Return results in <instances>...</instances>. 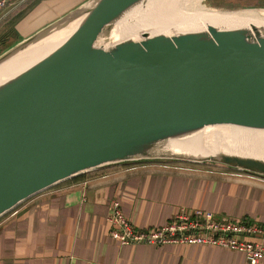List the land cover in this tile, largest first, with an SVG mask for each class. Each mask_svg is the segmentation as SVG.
<instances>
[{"label":"water","instance_id":"obj_1","mask_svg":"<svg viewBox=\"0 0 264 264\" xmlns=\"http://www.w3.org/2000/svg\"><path fill=\"white\" fill-rule=\"evenodd\" d=\"M146 1L86 0L0 53L2 63L77 21L55 49L0 83V216L122 162H210L264 176L259 157L190 158L170 146L221 126L264 129V26L120 38L117 24Z\"/></svg>","mask_w":264,"mask_h":264},{"label":"crops","instance_id":"obj_2","mask_svg":"<svg viewBox=\"0 0 264 264\" xmlns=\"http://www.w3.org/2000/svg\"><path fill=\"white\" fill-rule=\"evenodd\" d=\"M84 1L10 0L0 9V25L10 22L16 42ZM235 1L264 7V0ZM132 162L61 181L0 216V264H249L242 252L219 246L121 244L110 236L108 219L117 201L142 229L196 209L264 224V176L208 162Z\"/></svg>","mask_w":264,"mask_h":264},{"label":"bare ground","instance_id":"obj_3","mask_svg":"<svg viewBox=\"0 0 264 264\" xmlns=\"http://www.w3.org/2000/svg\"><path fill=\"white\" fill-rule=\"evenodd\" d=\"M250 23L264 26V9L221 11L207 7L203 0H147L141 8L132 11L126 19L123 18L115 32L120 38H136L142 32L197 31L205 29L208 24L231 27ZM76 25L77 21H72L0 63V83L55 49ZM213 129H208L206 137L197 133L183 140L172 141L170 146L182 156L190 158L224 152L264 159V129L238 126Z\"/></svg>","mask_w":264,"mask_h":264},{"label":"built area","instance_id":"obj_4","mask_svg":"<svg viewBox=\"0 0 264 264\" xmlns=\"http://www.w3.org/2000/svg\"><path fill=\"white\" fill-rule=\"evenodd\" d=\"M9 2L0 0V9ZM234 171L254 174L238 169ZM108 220L111 223L110 236L121 244L211 245L242 252L249 264L264 259V224L223 220L210 211L196 209L190 215L180 213L163 225L142 229L131 224L120 211L117 201L112 202Z\"/></svg>","mask_w":264,"mask_h":264},{"label":"rangeland","instance_id":"obj_5","mask_svg":"<svg viewBox=\"0 0 264 264\" xmlns=\"http://www.w3.org/2000/svg\"><path fill=\"white\" fill-rule=\"evenodd\" d=\"M214 1H219L220 5H215ZM204 5L209 8H214L221 11H234L241 9H256L260 10V8L264 7H239L240 2H236L235 0H203ZM16 40L15 32L10 24V22H3L0 25V53L5 50L7 47L11 46ZM33 57V55H30ZM168 161H176L179 162L181 160H168ZM188 163V161H181ZM194 163V162H191ZM210 163V162H209Z\"/></svg>","mask_w":264,"mask_h":264},{"label":"trees","instance_id":"obj_6","mask_svg":"<svg viewBox=\"0 0 264 264\" xmlns=\"http://www.w3.org/2000/svg\"><path fill=\"white\" fill-rule=\"evenodd\" d=\"M130 163H133V162H122L121 164H130ZM81 175V174H80ZM80 175H77V176H74V177H72V178H77L78 176H80Z\"/></svg>","mask_w":264,"mask_h":264}]
</instances>
